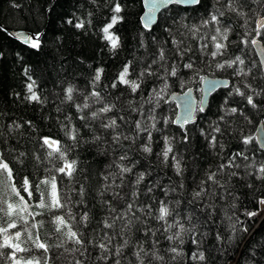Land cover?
<instances>
[{"label": "trees", "instance_id": "16d2710c", "mask_svg": "<svg viewBox=\"0 0 264 264\" xmlns=\"http://www.w3.org/2000/svg\"><path fill=\"white\" fill-rule=\"evenodd\" d=\"M111 2L112 0H0V24L6 28L42 33L39 51L24 45L8 32L0 33V50L4 53L0 58V152H4L5 161L13 169L16 186H20L24 177L32 183L40 178L50 179L52 175H56L62 197L70 196L73 202L82 201L68 205L76 219L71 220L67 216L65 219L73 230L83 234L82 238L88 248L86 264H112L111 260H98L100 249L93 247L88 241L94 234L99 236L104 231L111 234L112 230L103 229L100 223L109 218L104 201H111L112 206L120 212L126 209L127 203L133 199V192L138 196L133 210L140 217V221L134 222L132 231L125 233L129 244L123 249L121 264H138L134 255L137 251L136 242L164 257L163 261L149 257L145 264H249L247 257L253 251L257 253L260 264H264V255L261 254V247L264 246V216L260 213L259 216L248 220L242 215L245 209L257 210L260 206L256 200L264 197V182L257 180L255 176L256 169L264 164V149L259 146L255 136L258 126L264 122V74L250 43L257 35L253 30L259 17L264 16V5L255 0H234L233 6L244 14L237 15L225 9L226 0H220L219 4L216 0H202L201 5L189 7L174 4L160 13L157 22L151 31H148L141 24L143 0H120L124 8L120 14L123 20L110 30L119 37L120 45L113 51L103 38L102 32L103 26L110 22ZM13 4L19 7H13ZM217 9L225 12L220 23L202 26L200 22L210 20V13L219 15ZM68 19L73 20V25L77 19L83 20L85 27L76 29L67 23ZM184 23L189 26L195 24L199 27V32L195 35L187 32L181 27ZM218 27L221 31L228 29V39L221 41L227 47L222 50L223 55L213 58L211 53L216 49L211 37L217 35L215 29ZM166 28H170L171 33L166 32ZM173 38L183 41L181 47L192 49L182 60L174 56L175 46L171 42ZM259 38L264 42V29L261 30ZM241 41L248 43L243 44ZM203 45L207 47L203 48ZM160 47L164 48L165 61L158 60ZM236 56H240L245 63L222 70L215 67L216 63L233 60ZM153 59H157L158 63L152 64ZM128 61H132L128 78L137 80L141 85L136 93H132L126 85L110 87ZM188 62L193 63L194 70L183 68L182 65ZM149 64L152 65L151 71L157 75H145L137 79L139 72L144 71ZM160 64L165 68L175 64L178 75H167L159 67ZM26 68L28 75L35 81L34 91L40 97L39 101L25 99L30 95L26 86L31 82L25 75ZM97 69H103V72L101 80L93 86L92 81ZM234 69L243 70L244 74L237 76ZM206 76L228 78L230 85L218 89L210 97L207 110L198 111L197 120L188 124L185 129L172 123L177 116V105L169 100L171 94L194 88L200 98L203 81L201 78ZM165 82L167 88L160 93L162 99L157 102L153 89L159 92ZM245 83L250 84L255 91L244 88ZM69 86L74 88L70 101L65 96V89ZM236 87H240L246 94H252L257 107L253 108L247 104L246 99L236 95ZM93 90L100 93L102 101L96 103L94 98H89L87 102L90 107L78 111L76 106L82 105L85 102L84 97ZM229 92H232V95H229ZM150 98L152 102L148 103ZM225 99L228 101L227 105L224 104ZM105 105L114 107L111 112L102 115L101 119H80L81 115L90 117L92 111ZM232 107L238 109L236 114L230 113ZM132 108L137 111H132ZM151 109H154L151 114L156 117L155 121L146 119ZM221 116H224L223 120L220 119ZM120 117H124V120H120ZM109 118L116 119L119 125L117 132L130 137L129 140H121L122 146L113 144L111 132L101 128V121L108 122ZM165 119L169 121L167 124L164 123ZM29 121L30 125L27 123ZM135 121H140L142 126L148 127L152 133L151 141H147V132L136 135ZM153 122L155 128L150 126ZM16 124L21 127L15 128ZM217 125L221 132L213 133L212 128ZM73 129L78 134V146L69 152L68 158L77 160L78 170L72 180L66 176L61 179L62 174L56 173L54 167L60 166L62 162L57 160L55 155L48 157L50 149L41 147V138L51 137L59 140L63 149L73 143L66 135L67 131ZM201 130L205 135H201ZM185 131L189 137L188 143L183 142ZM213 134L217 137L215 147L209 144ZM95 135H99L101 140L93 142ZM165 136L170 138L173 154L181 162L182 177L176 175L171 154L167 164L162 163V157L158 155L164 148ZM244 137H252V143L245 145ZM145 143L151 144V154L142 151V145ZM20 152L26 154L22 158L23 163L17 160ZM124 152H127L128 158L119 161V156ZM238 152H242L249 159L245 161L238 157L236 163L241 167L226 169L225 172L236 171L239 175L230 179L223 174L217 176L222 183L228 181V188L239 197L235 201L237 207L234 210L229 208L233 203L232 196L224 194V199H220L222 190L217 188V197L213 201L215 214L209 217L210 209L204 207L209 201L204 199L190 204L192 194L199 190L201 180L206 179L209 172L216 171L221 163H227L228 159ZM36 157H40V160H36ZM115 162L131 167L132 172L124 175V182L119 188L113 185L112 188L105 189L103 186L111 183L112 178L109 177L106 182L103 177L110 171L117 174L116 184H120L119 169ZM249 164L252 167L246 168L245 165ZM46 168L53 171L47 172ZM249 172L253 175H248ZM140 173H145V177L137 185L135 181ZM181 183L183 187H180ZM248 184H252V188H248ZM81 185L84 186L82 197L79 195ZM149 187L152 188L151 192H148ZM212 187L215 188V185ZM114 191H119L123 199H113ZM21 194L27 199L26 193ZM4 201L19 207L18 197H14L7 189L0 190V207L6 211ZM160 201H164L172 212L166 222L157 219ZM37 203L36 199H32L27 214L21 213L27 218V225L21 221L20 214L7 217L0 212L3 217L0 219V227H7L9 221H15L18 229H10V233L14 235L16 230L21 231V239L18 241L21 247L33 249L31 252L18 253V257H37L41 259L42 264L45 256L50 257L49 264H73L74 258L84 259L79 253L65 251L66 248L75 247L70 241L63 247H56L66 239L63 232L67 231V227L62 226L63 231L56 233V225L51 222L53 212L36 207ZM146 204L151 205L150 214H146L147 210H137ZM225 208H228L229 212L235 211L236 216L245 221L244 226L248 227L249 231L239 233L231 243L221 245L215 238L216 233L220 232L225 238L230 234L228 222L224 220ZM84 211L89 214L87 227H83L80 222ZM37 213L42 214L36 215ZM56 214L65 213L60 210ZM177 220L185 228L195 226L198 244L192 243V234L189 232L182 234L183 243L178 239H167L168 236H174L179 228H169L168 231L164 229ZM121 223L117 221V229ZM33 224L37 226L33 228ZM25 228L28 231H25ZM146 228L152 230L147 237L144 235ZM29 231L33 240L39 236L41 242L49 245L48 253L34 249L32 241L28 240ZM2 240L3 236L0 235V242ZM154 241L156 243L153 246ZM112 243L117 245L122 241L117 236ZM171 247H177L182 253L176 261L171 260L173 254L168 251ZM199 252L204 253L205 261L192 259L193 253ZM0 264L10 262L0 258Z\"/></svg>", "mask_w": 264, "mask_h": 264}, {"label": "snow or ice", "instance_id": "6c2138e0", "mask_svg": "<svg viewBox=\"0 0 264 264\" xmlns=\"http://www.w3.org/2000/svg\"><path fill=\"white\" fill-rule=\"evenodd\" d=\"M147 3V0H145ZM202 0H151V4L149 6V10L141 17V24L144 29L151 31L153 23H155L154 20V13L157 11V9L160 7V5H168L173 3H182L187 4L190 6H199L201 5ZM234 0H226V3L224 4V7L227 11L235 12L237 15H244L242 12H239L234 6H233ZM255 2L261 3L264 5V0H255ZM216 3L219 4L220 0H216ZM13 7H19V5L13 4ZM109 11L112 13L110 17V22L106 23L105 26L102 28L103 32V38L109 43L111 50H116L120 45L119 37L116 36L114 33H112L110 30L113 29V27L120 21L123 20V17L120 15L124 8L120 3V0H112L111 5L109 7ZM217 12H219V15L216 13H210V20L205 19L202 20L200 23L202 26H207L209 23L212 24H219L221 21V18L225 15L224 11H220L217 9ZM91 15V14H89ZM67 23L69 25H73V20L68 19ZM90 23V21H89ZM76 29H82L85 27V22L83 20L77 19V22L73 25ZM181 27L186 29L187 32L192 33L195 35V33L199 32V27H197L195 24L189 26L188 24L184 23L181 24ZM264 29V16H261L259 20L256 21V28L253 30L256 32L257 35L260 34L261 30ZM166 32L171 33L170 28L165 29ZM217 35H213L211 37L212 41L214 42L215 51L211 53V56L213 58H216L218 55H223L222 50H226V45L222 43L221 41L227 40V31L228 29L225 28L223 31L218 27L215 29ZM8 32V29L4 27V25L0 24V33H6ZM183 35V33H180ZM42 33H22L20 35H16V39L21 41L24 45H27L31 49H35L39 51L41 47V37ZM218 37L220 39H218ZM155 39V38H153ZM172 45L175 46V52L174 56L178 57L179 59H183L189 52L192 51L191 48L184 46L183 41H177L175 38L172 39ZM243 44H247L248 41H241ZM250 43L255 46L257 45L258 41L256 39H252ZM203 48H206L207 45H203ZM4 56V53L2 50H0V58ZM158 60L159 61H165L166 55L163 47L159 48L158 51ZM157 59L152 60V64H157ZM245 61L241 59L240 56H236L233 60L225 61L224 63H216L215 67L217 69H225V68H233L236 64H244ZM132 64V61H128L125 66L123 67L122 71L118 74L116 80L110 85L111 88H117V85H126L130 87V90L132 93H136L137 90L141 87L140 83L137 82V80H131L129 79V68ZM183 68L188 70H194V65L192 62L184 63ZM152 65L149 64L147 68L144 69V71L139 72L137 79L144 77L145 75H157L156 72L151 71ZM159 67L164 70V72L167 75L170 76H177L178 71L175 64L171 65L169 68H165L163 64H160ZM103 72V69H97L96 74L93 77L92 84L95 86L96 83H98L101 80V74ZM234 74L237 76L243 75V70H236L234 69ZM25 75L28 76V80L31 81L27 84V91L30 95L26 96L25 99L29 101H39L40 97L36 94L34 91L35 87V81L32 79L30 75H28V69H25ZM158 79H161V77L157 76ZM201 79H204L203 77ZM244 88L250 89L252 92L255 90L252 89V86L250 84L245 83L243 85ZM167 88V83L165 82V85L163 88L160 89L159 92L156 91V89H153V92L156 93L157 102L159 99H162V96L160 93H163ZM217 88V82L213 80H207V91L211 93L213 90ZM235 94L246 99V102L248 105H251L253 108L257 107V104L254 102V96L252 94H246L245 91H242L240 87H236L234 89ZM74 92V88L72 86H69L65 89V96L67 100H72V94ZM229 95H232V92H229ZM89 98H94V102L100 103L102 101V97L100 96V93L98 91H91L84 97L85 102L82 105H77L78 111H83L84 109H88L90 107L89 103L87 102ZM148 103H151V98L147 101ZM228 101L225 99L224 104L227 105ZM204 101L203 99L200 100V105H203ZM114 105H105L99 108L96 111H92L90 114V117L81 115L80 119H92L97 120L101 119L102 115H105L112 111ZM223 107V105H222ZM132 111H137L136 108H132ZM154 111V109L150 110V114L146 117L147 120L155 121L156 117L151 114V112ZM199 112L204 111V107L200 106L198 107ZM238 112V109L236 107L230 108L231 114H236ZM141 115L143 113L141 112ZM120 120H124V117H120ZM221 120L224 119V116L220 117ZM191 120V109L186 110L185 115L177 117L175 120L171 121L172 123H178L180 124V127L183 128L186 124H188ZM169 121L165 119L164 123L167 124ZM29 125L31 122H27ZM151 128H155V123L153 122L151 125ZM21 125L16 124L15 128H20ZM66 127V126H65ZM119 127L117 124L116 119L109 118L108 122L101 121V128H103L106 132L110 131L112 135V142L115 145H121V140H129L130 137L128 135H125L121 132H117L116 129ZM12 126H9V129L11 130ZM135 129L137 130L136 135H139L140 132H147V141L152 140V133L149 131L148 127L142 126L140 121H135ZM213 133H219L221 132V128L217 125L212 128ZM66 135L73 141V143L69 146H66L65 148H61V143L59 140L52 139L51 137H42V148L50 149L48 151L47 155L48 157H53L55 155V158L62 163L58 167H54V171L56 173L62 174L61 179L63 177H67L69 180H72L74 177V173L77 172V160L71 159L69 160L68 154L69 152L75 150V148L78 146L77 141V133L76 131L70 130L66 132ZM201 135H205L204 131L201 130ZM207 138V137H206ZM134 142V137L131 138ZM93 142L101 140V137L99 135H95L92 138ZM189 137L187 135V131L183 134V142L188 143ZM253 138L252 137H244L243 143L245 145H248L252 143ZM209 144L212 147H215L217 144V137L213 134L211 135V139L209 140ZM122 146V145H121ZM222 147V146H221ZM142 151L147 154L152 153V147L150 143H145L142 145ZM171 154V160L173 161V167L175 169L177 176H183V169L181 167V162L177 158L175 154H173V147L172 143L169 137H164V148L160 155L162 157V163L167 164L169 161V157ZM4 152H0V190L7 189L10 191L14 197H18L19 199V207H14L12 203H8L7 201H4L6 204V211L3 207H0V212H3L5 216L12 217L14 214L19 215L20 213H24L28 211V207L30 206V201L32 199H36L38 203L36 204V207L40 209H47L50 212H53V218L52 223L56 225L54 231L56 233H61L63 231L62 226L67 227V231L63 232V235L66 239L62 240L60 244L56 245V247H63L65 243L72 242L75 247L72 249H65V251L71 252L73 254L79 253L80 257H84V259L80 258H74L73 264H86L87 260V253L88 248L85 246V241L82 238L83 234L73 230L71 224L68 223V220L65 219V216H67L71 220H75L76 217L72 214L71 208L68 207L69 204H79L82 201L77 200L75 202L72 201L70 196H64L62 197L60 188L58 187L57 183V176L52 175L51 178L43 177L40 178L32 183L29 182L27 177H24L22 182H20V186L17 187V181L15 180L13 169L9 166V163L5 161L4 159ZM26 156L25 153L20 152L17 156V160L20 163H23V159ZM238 157H242L243 160L247 161L249 158L248 156L244 155L242 152L234 153L229 159L227 163H221L216 171H211L207 174L206 179H202L200 182L199 190L194 191L192 194V200L189 201V203L198 202L200 200L207 199L209 202L204 205L207 209H210L208 215L211 217L215 214V207L213 204L214 199L217 197L216 189H221L222 194L219 195L220 199H224V194L228 196H232L233 203L229 205L228 207L231 209H236L237 204L235 201L239 199L238 196H235L231 190L228 188V181L221 182L217 179L218 174L226 175L229 179L231 177H235L239 175L236 171L231 172H225L226 169H238L241 167L240 164L236 163V160ZM128 158L127 152H124L121 154L118 158L119 161H124ZM36 160H40V157H36ZM115 166L119 169V180L120 184H116L117 174L113 172H109L108 175H105L103 177L104 181H109V177L112 178L111 183H106L103 187L105 189L112 188L113 185H115L116 188H119L121 184L124 182V175L127 173L132 172V168L128 166H124L118 162H115ZM111 168L112 165H109ZM246 168H251L252 165H245ZM45 171L52 172L53 169L46 168ZM248 175H253L252 172H249ZM256 179L264 182V164H261L256 169ZM145 177V173H140L137 177L135 184H139ZM212 185H215V188L212 187ZM43 186V188H42ZM180 187H183V184L181 183ZM248 188H252V184L247 185ZM152 188H148V192H151ZM24 192L27 195V199H25V196L21 193ZM79 195L82 197L84 195V186H80V192ZM101 195H103V192H101ZM119 197L120 199H123V197L120 196L119 191L113 192V199H116ZM133 199L127 203L126 209L121 210L120 212H117V210L112 206L111 201H104V204L106 205V211L109 213V218L104 219L100 223L102 224L103 229L112 230L111 234H109L108 231H104L102 235H93V237L88 241L89 244H91L93 247H96L100 249V255L97 257L98 260L108 262L109 260L112 261V264H121L120 257L123 255V249L128 246L129 240L125 237L126 232H131L133 229L134 222H139L140 217L136 215V211H134V204L135 199H138V196L136 192L132 193ZM256 203L260 206L257 210L249 211L247 209L244 210L242 215H244L248 220H251L253 217H257L260 215L261 212H264V197H260L256 200ZM55 210V211H54ZM63 210L64 215L56 214L58 211ZM138 211H145L147 210L146 214H150L151 212V205H144L143 207H138ZM129 213L131 216L129 217ZM158 217L157 219L160 221H167V218L172 215V212L170 211L168 205L164 201H160L159 208H158ZM42 213H37L36 215H41ZM0 219H3L2 216H0ZM20 219L23 222L24 225H27L28 221L27 218L23 215H20ZM191 219V217H189ZM224 220L227 221V228L230 232V234L225 238L220 234V232L216 233V240L221 244L224 245L226 243H231L239 233H248L249 228L244 226L245 221L241 220L239 216H236L235 211L229 212L228 208L224 209ZM89 221V214L87 211H84L82 215L80 216V222L82 223L83 227L88 226ZM117 221H121V225L119 229H117ZM42 224V222H41ZM239 225V227H237ZM37 225L33 224L32 227L35 228ZM179 228V231L175 233L174 236H168L167 239L172 241L174 239L180 240V243H183L182 234L184 232H189L192 234V243L198 244L197 239L195 238V226L192 228H185L183 224H181L178 220L175 221L172 224H168L167 227L164 229L165 231H168L169 228ZM10 229H18V225L15 221H9L7 223V227H0V235L3 236L2 242H0V249H7L10 251H0V258L9 261L10 264H42L41 259L37 257H31L27 259H22L18 257V253L23 252H31L32 248H23L21 247L20 241L21 239V231L16 230L14 235L10 233ZM25 231H28L27 228H25ZM152 232L150 228H146L144 230V235L147 237L149 233ZM154 235V233H152ZM119 236L122 243H119L117 245H113V240L116 239V237ZM28 240L32 241L33 247L35 250H43V253H48L49 251V245H47L44 242H41L39 239V236L36 237L35 240H33L32 233L28 232ZM242 242V241H240ZM155 241L153 242V246L155 245ZM135 247L137 251L134 252V255L136 257V260L138 261V264H145V260L149 257L154 260H160L163 261L164 257L158 255L155 251H149L144 248L143 244L140 242H136ZM168 251H170L173 255L171 256V260L176 261L178 257L182 255L180 251H178L177 247H171ZM261 254L264 255V246L261 247ZM192 259H198L199 261H205L206 257L203 252L193 253ZM249 264H260V260L257 258V253L255 251L251 252L247 257ZM50 257L45 256L43 259V264H49ZM239 264V262H237Z\"/></svg>", "mask_w": 264, "mask_h": 264}, {"label": "water", "instance_id": "95a60500", "mask_svg": "<svg viewBox=\"0 0 264 264\" xmlns=\"http://www.w3.org/2000/svg\"><path fill=\"white\" fill-rule=\"evenodd\" d=\"M150 4H151V0H147V3L145 2V0H143L144 11H143L142 16L149 10ZM174 4L185 6V7L190 6V5L182 4V3H173V4H168V5L162 4L157 9V11L154 13L155 23L157 22L160 13L164 9H166V8H168ZM260 17H259V19H260ZM155 23H153L152 27L154 26ZM7 29H8V34L11 35L13 38H15L16 35H20V34L25 33V32L30 33V34L35 33L33 31H30L27 29H11V28H7ZM253 39H256L258 41L257 45H255L253 47H254V50H255L258 58H259V61H260L261 66H262L263 74H264V42L259 38V35H256ZM207 80H213V81L217 82V88L215 90H213L211 93H209L207 91ZM229 85H230V79H228V78L206 76V77H204V79L202 81V88H201L202 95L200 98H198V96L196 95V91L194 88H189L184 92L176 91V92L172 93L171 96L169 97V100L174 101L177 105V116H176V118L179 116L185 115L186 110L191 109V120L188 124L194 123L197 120L198 107L202 106V107H204V111H206L208 106H209L210 97L218 89L223 88V87H229ZM201 99H203V101H204L203 105H200ZM188 124H186L183 127V129H185ZM176 125L180 126V124H178V123H176ZM255 136H256V139H257L259 146L262 149H264V122H261L260 125L258 126L256 133H255Z\"/></svg>", "mask_w": 264, "mask_h": 264}, {"label": "rangeland", "instance_id": "374dc122", "mask_svg": "<svg viewBox=\"0 0 264 264\" xmlns=\"http://www.w3.org/2000/svg\"><path fill=\"white\" fill-rule=\"evenodd\" d=\"M25 214H27V212H24ZM20 215H21V213H20ZM261 215H264V212H261ZM35 219V218H34Z\"/></svg>", "mask_w": 264, "mask_h": 264}, {"label": "bare ground", "instance_id": "6f19581e", "mask_svg": "<svg viewBox=\"0 0 264 264\" xmlns=\"http://www.w3.org/2000/svg\"><path fill=\"white\" fill-rule=\"evenodd\" d=\"M6 28V27H5Z\"/></svg>", "mask_w": 264, "mask_h": 264}]
</instances>
